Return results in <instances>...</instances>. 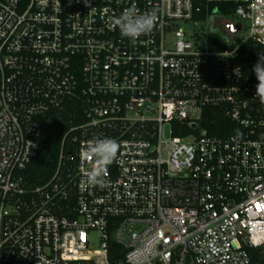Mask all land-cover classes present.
<instances>
[{
	"label": "built area",
	"instance_id": "1",
	"mask_svg": "<svg viewBox=\"0 0 264 264\" xmlns=\"http://www.w3.org/2000/svg\"><path fill=\"white\" fill-rule=\"evenodd\" d=\"M197 1L0 0V264H250L264 249V59L239 51L264 46V0H240L221 50L179 26ZM132 5L157 15L135 40L114 24ZM67 104L55 170L31 186L21 173ZM207 109L230 128L199 129Z\"/></svg>",
	"mask_w": 264,
	"mask_h": 264
},
{
	"label": "trees",
	"instance_id": "2",
	"mask_svg": "<svg viewBox=\"0 0 264 264\" xmlns=\"http://www.w3.org/2000/svg\"><path fill=\"white\" fill-rule=\"evenodd\" d=\"M240 0H199L193 4L191 22L202 21L206 15L215 11L221 15L234 16V11ZM209 40L215 43L214 48L224 49L227 47L225 41L216 33L208 34ZM241 52V61L246 63L257 54L260 59H264V46L255 45L251 41L245 42L239 49ZM243 56V57H242ZM70 105H65L64 110L58 114L52 113L53 124H44L39 136V150L37 156L26 166L21 175L27 184L38 185L49 179L55 170L58 160L59 147L62 140L63 130L60 129L58 118L63 122L68 121L71 110ZM229 121L222 118L219 114L205 110L199 121V129H205L209 134H220V129H229ZM59 128V129H58ZM175 135H183L182 132H175ZM119 250V247H116ZM250 264H264V249H249ZM110 257V256H109ZM119 257V255H118ZM121 257V252H120ZM112 258V257H111Z\"/></svg>",
	"mask_w": 264,
	"mask_h": 264
},
{
	"label": "clouds",
	"instance_id": "3",
	"mask_svg": "<svg viewBox=\"0 0 264 264\" xmlns=\"http://www.w3.org/2000/svg\"><path fill=\"white\" fill-rule=\"evenodd\" d=\"M156 19V10L139 11L136 9L135 5H132L120 13L114 20V24L117 26L121 37L135 40L149 34L156 23ZM253 70L259 81L257 85L258 88L261 79L264 78V65H260L258 62ZM91 148L94 149L93 155L96 156L97 159L108 157V159L104 160L105 164L111 162L116 151L115 142L107 138L94 141ZM109 148H111V155L109 154Z\"/></svg>",
	"mask_w": 264,
	"mask_h": 264
},
{
	"label": "rangeland",
	"instance_id": "4",
	"mask_svg": "<svg viewBox=\"0 0 264 264\" xmlns=\"http://www.w3.org/2000/svg\"><path fill=\"white\" fill-rule=\"evenodd\" d=\"M225 20L234 21L235 18L232 16H220L213 11L212 14L202 21L197 22H179V26L182 27L187 35L198 34L201 37L206 36L209 33H216L220 35L225 41H229L228 36L225 32ZM168 42L172 44L173 36H168ZM92 240V247L97 248V236L96 232H89L87 235Z\"/></svg>",
	"mask_w": 264,
	"mask_h": 264
},
{
	"label": "water",
	"instance_id": "5",
	"mask_svg": "<svg viewBox=\"0 0 264 264\" xmlns=\"http://www.w3.org/2000/svg\"><path fill=\"white\" fill-rule=\"evenodd\" d=\"M228 29L231 31V32H236L239 28H240V25L239 24H236V25H227Z\"/></svg>",
	"mask_w": 264,
	"mask_h": 264
}]
</instances>
